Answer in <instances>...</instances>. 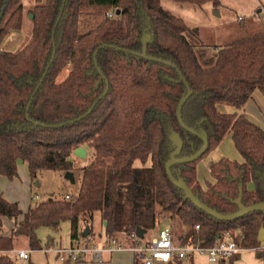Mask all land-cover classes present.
<instances>
[{"label":"trees","instance_id":"obj_1","mask_svg":"<svg viewBox=\"0 0 264 264\" xmlns=\"http://www.w3.org/2000/svg\"><path fill=\"white\" fill-rule=\"evenodd\" d=\"M29 13V42L18 52L3 50L6 36L22 29ZM144 39L149 57L132 53L143 51ZM200 45L197 29L161 0H36L28 11L22 0H0V175L16 177L19 161L32 178L42 170L81 173L78 194L49 197L26 212L0 194V229L5 218L13 221L9 234L0 231V264H17L11 251L26 248L16 246L23 240L32 250L44 249L37 230H59L64 221L71 224L72 242L88 226L97 241L96 213L101 238L128 236L139 228L145 236L159 230L165 217L174 221L180 243L212 246L233 238L246 249L260 246L264 210L217 219L197 207L166 170L176 149L173 133L183 140L179 157L204 144L178 119L188 92L180 71L192 90L183 121L208 139V149L196 161L174 165L173 176L221 214L239 211L240 195L247 207L264 202V129L243 112L219 110L220 104L242 110L254 91L264 88V30L216 47L212 56ZM227 135L243 161L211 162V179L203 185L198 162ZM81 146L91 160L77 167L74 151ZM239 255L217 264H232Z\"/></svg>","mask_w":264,"mask_h":264},{"label":"rangeland","instance_id":"obj_2","mask_svg":"<svg viewBox=\"0 0 264 264\" xmlns=\"http://www.w3.org/2000/svg\"><path fill=\"white\" fill-rule=\"evenodd\" d=\"M161 2L165 9L182 17L190 27L197 29L198 44H201L198 49H205L209 56L214 54L216 47L224 46L233 40L264 30V0H221L219 6H215L212 2H208L202 7L186 2H176L174 0H161ZM22 4L24 9L28 11L36 4V0H22ZM32 28L33 25L29 13L25 15L23 28L21 30L26 36L25 45L30 40ZM24 46L18 49L14 47V49L11 50L12 46L8 41L5 42L2 49L18 52L22 50ZM231 147L232 148H229V155H227V157L230 156L228 158L237 161L243 159L234 146ZM87 152L89 154L88 150ZM212 152L213 150L198 162V179L202 184H205L207 180L211 179L210 163L212 160ZM74 158L77 167H83L91 160L90 155H87L85 158L74 155ZM65 174L66 173L60 171L42 170L38 173L36 178H32L27 165H24L19 166L18 175L16 177L6 178L10 181L8 189L14 201L18 202L20 208L26 212L37 202L46 200L49 197L62 198L65 197L66 194H78L81 184V173L74 171V181L68 179ZM249 186H253V184L250 183ZM8 221L12 220L9 218L4 219L3 228L0 229L1 232L6 233L10 230ZM173 222L164 217L160 227L165 223L173 225ZM93 227L97 242H99V240L102 239L100 233L102 232L104 234V229L102 228L100 215L98 213H96L94 217ZM176 229V231L179 232L182 230V228L180 229L177 227ZM157 231L146 233L145 237L141 240L148 239ZM37 232L44 249L50 247H67L72 242L71 224L69 221L62 222L59 230H55L51 227H40ZM259 241L260 246L256 250H243L240 255L233 260L232 264H264V226L260 229ZM137 242V240H131L128 245L130 247L135 246ZM174 242L176 245L180 244L176 232L174 233ZM16 246H23L26 247L24 249H30L25 240H23V244H17ZM16 250L19 249L11 251V255L16 259L17 264H60L57 259V254L53 251L45 252L41 249L32 250L31 258L22 260L16 258ZM260 253L262 254L259 255ZM108 258L110 257H105L107 262L104 263L73 261L71 264H141L135 261L131 252L114 254L110 260H108ZM197 262L200 264H207L203 258L197 259ZM187 264L190 263L187 261Z\"/></svg>","mask_w":264,"mask_h":264},{"label":"built area","instance_id":"obj_3","mask_svg":"<svg viewBox=\"0 0 264 264\" xmlns=\"http://www.w3.org/2000/svg\"><path fill=\"white\" fill-rule=\"evenodd\" d=\"M66 197L69 199L70 195ZM196 228L199 229L200 226L197 225ZM144 237L133 232L128 236L105 235L97 242L88 235L76 239L67 247H50L42 250L55 252L60 264H71L73 261L104 263L106 262L105 257L122 252H131L135 261L141 264H167L174 260L200 264L197 262L199 258H203L207 264H217L220 260L229 259L246 249L233 238L218 239L212 246H205L191 240L176 245L174 228L170 223L163 224L155 234L148 239L141 240ZM131 240L138 242L135 246L130 247L128 243ZM31 252L32 249L16 250V258L28 260Z\"/></svg>","mask_w":264,"mask_h":264},{"label":"water","instance_id":"obj_4","mask_svg":"<svg viewBox=\"0 0 264 264\" xmlns=\"http://www.w3.org/2000/svg\"><path fill=\"white\" fill-rule=\"evenodd\" d=\"M260 11V10H259ZM119 12V11H118ZM33 18V14H30V19ZM102 48V46L98 47L96 50H95V56L97 55L98 51ZM129 52H132V51H129ZM132 53H135V54H138V55H141L143 57H149L147 55V40L144 39V48H143V51L141 53H136V52H132ZM150 59L152 60H157V61H161L163 63H166V64H171L170 62L168 61H165V60H160V59H157V58H154V57H150ZM180 75H181V78L185 81V84L188 88V92L186 94V96L181 100L179 106H178V110H177V115H178V119H179V122L181 123V125L189 130L190 132L198 135L200 138L203 139L204 141V144L203 146L196 152L194 153L193 155L189 156V157H179L180 153H181V150L183 148V140L180 136V134L178 133H173L171 135V140L173 142V144L176 146V149L171 153L170 155V160L167 162L166 164V170H167V173L169 175V178L170 180L177 186L179 187L180 189H182L185 194L187 195L188 198H190L192 200V202L197 206L199 207L200 209H202L203 211L207 212L208 214H211L212 216L216 217L217 219H220V220H235V219H238L240 218L241 216L243 215H246L250 212H254V211H259V210H264V202H260V203H256V204H253L251 206H245L242 204L241 202V195L240 197H238V199H236V204L239 206V211H237L236 213H233V214H221L211 208H209L208 206L202 204L200 202V200L194 195V193L192 192V190L187 186L185 185L183 182H180L178 181L174 176H173V173L171 171V168L174 166V165H178V164H182V163H187V162H193V161H196L197 159H199L205 152L206 150L208 149V139L200 134L199 132H197L196 130L188 127L184 121H183V118H182V108H183V105L184 103L188 100V98L191 96L192 94V90L190 88V85L188 84V82L185 80L184 76L182 75V73L179 71ZM109 89V86L106 87L105 89V92L104 94L107 93ZM74 155L75 156H78L80 158H85L87 157L88 155V152L87 150L85 149V147H78L75 151H74ZM66 177L68 179H70L71 181H74V174L73 172H66ZM138 235L139 236H143L144 234V231L142 229H138ZM91 233V230H90V227H86L83 235L84 236H88L90 235Z\"/></svg>","mask_w":264,"mask_h":264},{"label":"crops","instance_id":"obj_5","mask_svg":"<svg viewBox=\"0 0 264 264\" xmlns=\"http://www.w3.org/2000/svg\"><path fill=\"white\" fill-rule=\"evenodd\" d=\"M21 30L22 29L12 30L4 39V41L1 45V48H3L5 42H8V41L10 42V45L12 46L11 50L14 49V47H15V49H18L19 47H23L26 43V39H25L26 36L24 33L21 32ZM219 110L222 112L231 113V114L235 113V112H243L244 114L249 116L253 121H255L257 124H259L264 129V88L263 89H256L252 95V98L246 103V105L244 106V108L242 110H239L238 108H236L234 106L226 105V104H220ZM231 146H234V148L236 149L231 135H227L223 139L221 144L217 148H215L213 150V152L211 153V159H212L211 162L227 157V155H229L228 154L229 148H232ZM228 157H230V156H228ZM229 159H231V158H229ZM237 159H238V157H237ZM232 160H234V159H232ZM238 161L242 162L243 159L238 160ZM24 165H26V164L23 163L22 161H19V166H24ZM197 171H198V167H197ZM6 177L7 176L0 175V194H2L9 201H14V198L10 194V191L8 189L10 181H8L9 179H7ZM203 185H206V182ZM8 222H9L10 230H11L13 223H12V221H8ZM10 230L7 231L5 234H9ZM259 255H261V254H259ZM112 256H110V258H108V260H110ZM30 258H31V256H30ZM79 262H86L87 263L88 261H79Z\"/></svg>","mask_w":264,"mask_h":264}]
</instances>
